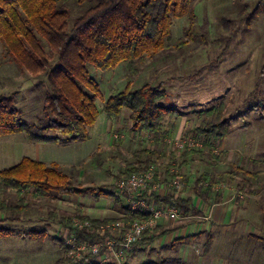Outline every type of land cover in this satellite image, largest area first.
Masks as SVG:
<instances>
[{"label": "rangeland", "instance_id": "rangeland-1", "mask_svg": "<svg viewBox=\"0 0 264 264\" xmlns=\"http://www.w3.org/2000/svg\"><path fill=\"white\" fill-rule=\"evenodd\" d=\"M258 1L193 0L195 19L190 34L184 33L189 18H174L170 39L158 56L169 51L176 53L166 57L164 66L153 63L127 78L124 62L107 71L88 64L89 73L99 84L101 93L96 99L98 115L89 127L88 139L44 144L29 142L22 132L0 135V169L18 163L22 157L39 159L47 164L54 162L82 190L64 197L41 195L31 189L23 191L28 199V209L19 213L18 219L1 223L9 233L0 237V264H53L64 254L54 238L65 240L69 234L61 223L49 217L50 211L71 217L79 211L94 218H115L123 214L124 210L122 214L115 213L116 204L104 192L115 191L117 175L132 158V152L139 146L168 152L171 146L165 137L135 135L126 110L119 118L110 119L103 111V104L127 83L135 88L160 81L167 92L161 103L183 112L181 135L189 134L188 131L198 123L195 111L219 101L226 103L225 116L230 122V132L225 138L227 145L217 146L218 152L211 150L219 160L213 162L207 154L194 156L189 164L177 166L176 172L179 177L186 176L184 185L177 190L182 196L194 195L195 179L202 174L212 177L213 181L220 180L219 183L225 185L221 193L227 199L221 206L230 204L229 216L221 223L210 221V207L193 196L199 212L188 216L180 213V217L171 222L158 223L157 232L173 231L171 236L163 235L140 245L125 262L264 264V109L254 107L264 99V7L251 24L239 21L240 12L245 7L252 9ZM87 5L88 2L78 5L73 0L67 3L70 24ZM233 27L237 28L234 38L225 55L215 62ZM179 39L186 40V44L178 50L174 43ZM200 68L203 69L199 71ZM191 74L193 76L187 78ZM41 81H44L43 76L27 72L0 46V97L10 96L18 116L28 123L38 124L46 119L43 98L48 87H36ZM173 134L169 137L176 136ZM166 163L167 159L163 158L156 166L163 170ZM237 167L250 173L237 172L233 179L227 175L218 178L219 173ZM0 196L14 200L18 195L9 190ZM29 230H45L46 234L33 236ZM198 232L203 233L201 237L186 238ZM208 234L212 239L209 250H205Z\"/></svg>", "mask_w": 264, "mask_h": 264}, {"label": "trees", "instance_id": "trees-1", "mask_svg": "<svg viewBox=\"0 0 264 264\" xmlns=\"http://www.w3.org/2000/svg\"><path fill=\"white\" fill-rule=\"evenodd\" d=\"M71 0H0V46L13 60L32 75H41L44 81L36 87L46 86L48 90L43 98V112L46 119L42 122L28 123L18 116V109L10 96L0 97V135L22 132L32 143L60 144L69 141H82L90 137L89 127L98 115L96 99L101 97L99 84L90 75L88 64L107 71L119 63H126V77L139 74L144 66H164L167 56L175 51L158 53L165 49V42L170 39V29L174 18L186 16L189 26L184 30L190 34L195 15L193 0H73L78 5L88 2L70 24V10L67 3ZM264 0H259L252 8L240 12L239 21L246 25L254 22L259 16ZM237 32L233 27L224 42L220 53L214 60L218 62L226 53L228 46ZM186 40L179 39L174 43L176 49H182ZM148 58V59H147ZM162 60L159 62V59ZM165 62V63H164ZM203 68H200L201 71ZM198 71V72H199ZM193 74L187 75L192 77ZM182 77V76H181ZM174 78V77H170ZM167 95L163 81L157 84L144 83L131 87L127 83L120 91L113 92L103 104V111L110 119H117L122 111L128 112V120L134 134L152 135L167 138L173 134L177 121L182 117L175 106L161 103ZM264 109V99L254 105ZM226 103L216 102L212 106L195 111L198 123L188 132L204 141L203 148H190L181 152L172 147L168 152L148 146H139L132 152V158L126 161L125 167L117 178L127 177L145 170L149 165L163 158L167 159L161 170L164 192H145L143 197L152 200L158 206L175 205L183 216L199 212L194 197L211 207L222 200L221 189L213 186L220 180H214L207 174L197 177L193 186V196H182L170 181L177 176L176 167L187 165L194 156L209 155L213 162L219 160L213 149L230 132V122L225 116ZM212 150V151H211ZM173 167V171L169 168ZM237 172H246L242 167L218 174L233 179ZM255 175V174H254ZM185 181L186 176L180 177ZM32 190L41 195L54 194L64 197L81 192L72 178L62 173L57 164H47L40 160L22 157L21 160L4 169H0V194L9 190L16 191V199L0 196V237L9 233L1 223L18 219V214L28 209V199L23 191ZM116 205L122 207L123 214L111 218H94L79 211L71 216L57 215L50 211L49 217L61 223L68 234H77L79 240L92 241L100 234L97 228L113 221L130 222L139 215H132L123 198H116L114 192H104ZM238 197V196H237ZM142 216V215H140ZM72 218L88 220L94 228L76 230L72 227ZM158 225L143 234L140 245L151 242L165 235L169 230L157 232ZM33 236H43L45 230H29ZM203 233L189 234L186 238L196 239ZM63 250V255L53 264H103L86 254L81 260L73 263L67 255L64 238H54ZM211 235L204 243L209 250ZM134 252V251H133ZM149 261L142 264H164ZM124 264H128L125 262Z\"/></svg>", "mask_w": 264, "mask_h": 264}, {"label": "built area", "instance_id": "built-area-1", "mask_svg": "<svg viewBox=\"0 0 264 264\" xmlns=\"http://www.w3.org/2000/svg\"><path fill=\"white\" fill-rule=\"evenodd\" d=\"M115 137H117L115 135ZM166 142L177 152L190 148H203L204 141L191 134L167 137ZM219 148L215 147L214 152ZM173 167L169 171H173ZM161 170L156 165H149L145 170L121 177L115 184L114 195L123 198L132 215H139L130 222L113 221L97 228L100 236L92 241L79 240L77 234H69L64 243L67 254L73 263L81 260L86 254L103 264H124L126 257L140 247L143 234L151 231L161 220H174L180 217V211L175 205L158 206L152 200L143 197L145 192L157 191L164 184L160 182ZM175 189H180L184 182L177 175L169 183ZM223 183L213 186L214 189L224 188ZM239 198L242 194L237 192ZM142 215V216H140ZM72 227L76 230L94 228L88 220L72 218Z\"/></svg>", "mask_w": 264, "mask_h": 264}, {"label": "crops", "instance_id": "crops-1", "mask_svg": "<svg viewBox=\"0 0 264 264\" xmlns=\"http://www.w3.org/2000/svg\"><path fill=\"white\" fill-rule=\"evenodd\" d=\"M183 125H184V121L181 119V118H179V120L177 121V125H176V128H175V130H174V134L176 135V136H179V135H181V134H179V132L181 131V128L183 127ZM173 134V135H174ZM221 146H223V147H225L226 145H227V143L225 142V138L221 141ZM231 148V147H230ZM233 149V148H232ZM232 149H230L231 151H232ZM35 160H39V159H35ZM191 161H193V158L188 162V164L191 162ZM163 189H164V187L162 186L161 188H160V193L162 194L163 193ZM226 202H227V199L226 198H223V194H222V200H221V202H219V203H215V204H213L211 207H210V209H209V214H208V217L210 218V221H212V222H217V223H221V222H224L226 219H227V217L229 216L228 215V211H229V209H230V204H228V205H226V207H224V206H221L222 204H226ZM116 207L117 208H114L115 209V213H117V214H122V211H123V209H122V207H120L121 209H119V206L118 205H116ZM172 220H161L160 222L161 223H164V222H171ZM159 222V223H160ZM166 230V229H165ZM170 232V233H169ZM172 232L173 231H168L167 232V234H165V235H167V236H171V234H172ZM189 233H192V232H189ZM152 242V241H151ZM147 243V242H146Z\"/></svg>", "mask_w": 264, "mask_h": 264}]
</instances>
